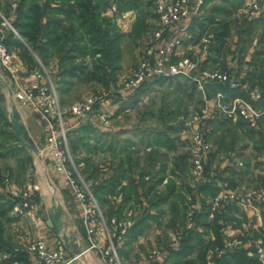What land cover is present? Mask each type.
I'll list each match as a JSON object with an SVG mask.
<instances>
[{"label":"crops","instance_id":"crops-1","mask_svg":"<svg viewBox=\"0 0 264 264\" xmlns=\"http://www.w3.org/2000/svg\"><path fill=\"white\" fill-rule=\"evenodd\" d=\"M113 1L110 0L108 2L102 15L112 18L121 32L128 31L131 28L134 17L132 15L131 17L128 16V14L130 15L128 11L116 15V12L114 13L112 10ZM213 1L215 0H203L200 9ZM223 1L226 4H228V1L230 2V0H227V2L226 0ZM223 8H215L217 11L213 12V16L223 15ZM0 9H7L11 23L15 20L16 12L15 14L11 13L6 0H0ZM198 12L200 11L192 13L181 21L183 24H188V29L195 36L201 33L206 27L205 24L208 22V18H210L208 16L200 17L201 15ZM251 17L257 18L258 14L254 13L253 15L252 13ZM199 27L203 28L198 29ZM9 31L12 30L7 28L5 36H7ZM16 37L26 46L19 34ZM251 39L250 43L246 42L245 48L238 45L237 48H229L232 54L229 55L228 52L222 62L223 65H226V68L228 66L233 68L237 78L244 83L243 87L245 90L238 91L242 96L248 98L247 90H254L256 85H261L259 86V89H261L260 99L251 100V102L256 107H264V62L257 55L258 50L264 46V35L261 39V35L258 36L254 32ZM188 44L189 41L184 40L170 55V61L174 62L185 54L189 55ZM9 50L18 61L20 71L17 75H11L0 63V122L2 123L3 121V127L1 126L0 129L11 135L9 143L12 144L8 145V143L7 145L10 147H7L5 143L0 142V160H8L9 162L6 171L2 172L4 175L3 179H8L9 186H6L3 180L0 182V196L4 199H12L15 197L13 193L16 191L22 188L31 189L35 187L38 195L37 203L33 205L36 219L20 221L19 225L22 227V231L18 235L22 234L24 236L26 234L25 238L27 240H42L49 249L55 248L57 242L63 240L69 257H72V255L67 241L75 236L79 241L81 253L70 264H105L97 251L88 249L89 237L84 230L83 205L81 201L72 192L71 188L64 183L63 176L56 171V161L53 158L55 148L52 144V129L49 122L32 107L27 106L20 111V120L28 135L36 143L38 147L37 153L23 146L17 140L14 128L8 124L10 123L9 117L12 113V106L20 98L19 88H35L40 82L34 74L38 59L48 73L56 75L59 68L58 57L54 55L44 63L34 50L29 48V57H26L23 48L13 42L10 43ZM204 58L206 57L204 56ZM237 58H239V62L236 61ZM203 61L202 59L201 69L206 66ZM169 77L183 76L171 75ZM149 82L152 81L147 83ZM74 83L76 81L73 79L70 86ZM159 84L162 85L163 83ZM211 84L206 83V87L207 85L211 86ZM195 85L197 86L196 83ZM152 86L154 84L149 87ZM112 88V83L109 82L108 90L112 91ZM137 89H119L120 91L117 92L120 94V99L118 98V100L114 101L108 99V101L102 102L97 109V114L81 123H77L76 119L71 116L66 117L69 132L82 127L87 128L86 130L89 131L102 130L104 131L103 134L109 139L103 149L105 162L104 194L114 203V209H118L120 217L136 216L133 220V226L129 227L123 245L119 248L121 259L127 261L131 255L138 258V255L141 254L140 252L137 254L135 252L141 243L143 229L148 225L149 220L147 218L149 216L154 218L160 214L159 203L172 201L171 205L176 206L177 204L173 203V199L177 198L176 200H179V205L181 206L186 196H189V208H192L194 212L204 213V208H208V221L217 216L216 223L225 228V236L222 237L225 245L227 242H232V248H242L248 251V254L258 256L254 244L261 235L260 227L263 222L262 213L264 212V200L259 194L264 191V143L247 147V149H252L254 155H250L248 151L247 153H242L244 150H241V148L233 149L232 147L223 157L219 154L221 152L218 151L221 146L217 145L206 161L207 173L212 171L214 173L213 178L205 182L197 181L191 173L190 162L188 163V158L186 157L190 153L181 151L180 145L176 143L177 141L175 142L178 138L172 133L177 128L173 125H170V129L166 132H160L159 128L145 129L141 125L117 128L114 125L115 123H108L111 115L118 116L120 111L137 105L143 94ZM62 93H59V96ZM226 94L224 96L225 100L231 97L228 96L231 93ZM109 101L112 103L109 104ZM118 104H120L119 107ZM102 110L107 111L109 114L108 119L105 121L99 118ZM210 119L216 118L212 117ZM216 120L224 121V119ZM6 122L7 124H5ZM254 132L264 137V118L260 120L259 127ZM160 137L162 142L159 139ZM75 156L74 162L76 163L84 162L86 158L89 159L88 155L83 156L80 154ZM229 157L232 160L231 162L228 160ZM22 159L25 160L23 165ZM238 162H242L243 165L239 166ZM19 167L20 170L26 171V173L23 172L25 176L20 175L21 177L23 176V180H19L20 177L17 172ZM91 168L97 169L93 165ZM29 176L32 178L27 182V177L29 178ZM204 187L214 189L216 192L214 194L205 193ZM129 188H131L130 191ZM223 189L234 191L238 199L234 197L230 201L222 202L219 211L211 216L210 201ZM145 219L147 221L144 222ZM200 221L201 223L196 226V230L210 238L213 230L210 227L202 226L204 221L202 219ZM194 227L195 223L191 221L186 225L187 229H194ZM8 231L11 232L12 236L16 234L14 233L13 235V232H15L13 228ZM94 238L99 241L104 240L103 232L98 230ZM168 252H164L155 264H162L168 256ZM144 264L147 263L144 262ZM148 264H154V262ZM260 264L262 263L260 262Z\"/></svg>","mask_w":264,"mask_h":264},{"label":"rangeland","instance_id":"rangeland-1","mask_svg":"<svg viewBox=\"0 0 264 264\" xmlns=\"http://www.w3.org/2000/svg\"><path fill=\"white\" fill-rule=\"evenodd\" d=\"M109 1L110 0H108V2ZM140 1L142 2L141 4H143L144 6L149 0H140ZM234 1L236 2L234 4L237 6V10L235 11L234 17L237 16L238 20H241L243 17H247V16L251 17L252 13L253 15L254 13L258 14V17L263 14L264 17V0H256V2L260 7L258 12H255V9H253V7L250 6L251 0H242L241 3H238V0H234ZM6 2L9 8L8 0H6ZM227 3L228 4H226L225 1L223 0H215L213 2H210L207 6L203 8L201 7V9L199 7L198 10L200 12L198 13H200L201 15L200 17H204V16L215 17L213 16V12L215 13L217 11L215 8L220 9L226 7L225 9L227 10L229 8L232 9L233 5L232 6L230 5L231 2L228 1ZM150 4H151L150 7H148L147 9H143L142 7L141 9H138L141 10L142 12L136 9L126 10L130 13V15L128 14V16L131 17L132 15L134 17L133 23L135 22L139 14L144 16L143 18L145 21V26L140 30L138 29V31L134 32L135 36L128 35V33H130V31L132 30L133 23L128 31H123V33H125V37L121 40L119 44L118 54L116 55L117 58L115 60L113 61L110 60V62L106 63L105 61L108 60H105L106 58L104 59V54L103 51L101 50L96 51L93 56L87 54L85 57L76 58L77 63L80 62L86 63L87 69H92L94 67L93 66L94 63L101 64L105 62V64L103 65L104 66L103 69H105L106 72L104 74V70L101 69L100 73H103L104 79L112 83V87L114 88V90L112 88V91H109L108 86H106L107 84L101 81L100 82L96 80L81 81L80 77L73 78L76 81V83H74L72 86L68 85L67 86L68 88L64 89L60 97H59L60 92H58L60 109L62 111V120L64 122L65 127L68 128V125L66 123L67 116H71L75 118L77 123L79 122L81 123L84 121L75 117L70 112V107L75 103L84 102L90 98L93 99V109L95 110V112H93L94 115L97 114L98 112L97 109L102 102L104 103L108 101V99L111 101L118 100L120 94L117 91H120L119 89L123 90L126 88L125 84L132 77L134 71L138 68L141 61L145 57L147 48L154 41L155 31L161 26L159 16L156 13L155 0H151ZM112 10L114 11V13L116 12L115 13L116 15L121 14V12L120 13L118 12V4L116 0L113 1ZM0 11L3 14H7V9L6 10L0 9ZM216 18L222 19L224 18V16L222 14H219L217 17H215V19ZM209 21L210 18H208V22H206L205 20L206 22L205 25H208L210 23ZM181 24L183 23L181 22ZM207 27L208 26H206L205 29ZM201 28L203 27H199L198 29ZM205 29L201 31V33L204 31L212 32L211 29H209V27L208 29L206 30ZM261 30L262 27L259 26L258 29L254 30V32L256 33V35L260 36ZM199 35L197 36L193 35V37L189 39V44H188L190 49L189 55L191 59L195 62L196 70L191 71L190 77L184 74H177L184 76L187 79H189V81H193L197 84L193 92L185 88L181 90V87H179L178 89H174L175 88L174 84L167 85L168 83L166 82H164L166 84H162V85L159 83L154 84V86L149 87L144 92H142L143 94L141 95V98L138 100L137 105L131 106L127 110L120 111L119 113L120 115L118 116H115L113 114L111 115V117H109V119L107 118L109 120L108 123L110 124L115 123L114 125L117 128L127 127L129 125L131 127L141 125L145 129H149V128L161 129L164 127V125L167 124V125H173L177 129H179V130L175 129L172 134L175 135L176 138H178V139L175 138L176 139L175 142L177 141L176 143L180 145V150L185 151L186 153H190V155L188 154V156L186 155V157L188 158L187 159L188 163L190 162L191 173L194 175L195 178H196V174L194 170L193 157H192V149H193L192 134L193 131L199 128V126H201L202 124H203V128H207L210 130V135L208 132L207 138L209 142L213 145V147H216L217 145L221 146V148L218 151L221 152L219 154L222 157L225 154H227L228 150L231 149L232 147L233 149L241 148V150H244L242 151V153H247L248 151L250 155L252 154L254 155L252 149L251 150L247 149V147L254 146V144L264 143V137H262L259 133L254 132L256 130H254V128L251 127L247 122H245L241 117H237L235 120L227 119L223 121V120L210 119L211 117H209V115H207V113L205 112V110L211 106L215 94H217L218 92L222 93L224 96L226 94V92L221 89H218L217 91L216 90L212 91L210 89L211 87L210 85H207L206 87L204 78L206 77L207 73L213 71L223 72L227 69H233V68L229 66L228 68H226V65L225 64L223 65L222 61L227 53H225L226 52L225 48L222 49L221 52L216 51L215 48L218 46H217V42L215 41V38L205 48L204 44L202 42L200 43L199 41ZM226 41L228 43L226 47H229L230 49L232 47L237 48V45L241 46L240 43L238 42L236 33H233L230 37L226 38ZM246 42L242 44L245 47L247 44ZM228 54L231 55L232 51H230ZM204 56L206 58H204ZM101 59H104L105 61ZM202 59L204 60L203 62L206 63V66L205 68L201 69ZM236 61L239 62L240 61L239 58H237ZM47 74H49L50 80L54 83L59 79V76L57 74L56 75L52 73H47ZM194 76L200 78L201 82L198 83L196 80H194L192 78ZM212 82H217V81H211L209 83ZM239 82L241 83L240 88L234 90H239V91H241L242 89L245 90V88L243 87L244 83L240 80ZM259 86L256 85L254 87V91L261 94L260 93L261 89H259L260 88ZM250 91L251 90H247L248 96ZM237 95L239 96L241 94H230L228 96L234 97ZM108 103L110 104L112 102L109 101ZM119 105L120 104H118V107ZM160 106L161 107L163 106L164 111H170V112L169 113L164 112V114L161 115V113L158 112ZM171 111L173 114H171ZM102 113H105L106 115L109 116L107 111L102 110L100 114ZM77 129H73L71 132H69V130L66 131V152L73 160L76 157L75 155H80V154H82L83 156L88 155L87 156L89 157V159H87L88 161L79 162V163L75 162L77 171L80 173L82 177L85 176V173L92 172L93 170L91 168L92 165L93 167H97L98 171H100V173L97 174L96 182L94 180H88V181L86 180V182L89 184L88 187L91 189L92 185L94 186L98 183L97 181H103L104 179L105 162H104L103 149L108 143L109 139L107 136L103 134L104 131L102 130L79 131ZM4 143L5 145H7L9 143V139L4 141ZM8 145H12V144L9 143ZM8 145L7 147H10ZM23 161L25 160L22 159V165L24 164ZM8 165H9L8 160L7 161L0 160V171L3 177L4 175L2 172L6 171ZM17 172L19 173L18 175L20 177L19 180H23L22 177L25 176L24 173H26V171L24 172L22 169L20 170L19 167L17 169ZM20 175L23 176L21 177ZM31 178H32L31 176H29V178L27 177V182ZM196 180L198 181L197 178ZM23 189L26 188H22L20 190ZM30 190L34 194L33 205H35L38 200L37 189H35V187H32ZM188 197L189 196H186L185 201H183V204H181V206L179 205L180 203L179 200H176L177 198L173 199L174 200L173 203L177 204L176 206L171 205L172 201L159 203L160 214L154 218L149 216L147 218L149 220L148 225L143 229L144 232L141 237L142 238L141 243L139 244L138 249L135 252L136 254L138 252H140L141 254L138 255V258L134 255H131L127 261L121 259L122 264H144V262H146L147 264L150 262L151 263L154 262L155 264L164 252H168L169 249H176L179 247L181 238L178 240L177 244H174L175 237L177 233L180 234L181 237H183L184 234L183 226L187 225L191 221V217L193 216V210L192 208H189L190 198ZM13 199L14 200L11 201H13V205H14L16 203L15 202L16 199L15 198ZM184 204H186L185 209L183 207ZM13 208L14 207H12V210L10 211L9 214V217L11 218L8 219L6 222H3V229L0 234L1 235L0 238L3 241V244L0 247V262L4 261V259L13 257L15 255H21L24 258V260L27 262H23L22 260L21 261L15 260L13 264H29L28 263L29 253L27 250V246H28V242H30L31 240H27V238H25L26 234H24L23 236L22 234L18 235V233L22 231L21 230L22 227L19 225L21 223L20 221L23 220L31 221V218L29 216H25L22 219L15 217ZM131 208H132V203H131ZM100 209L102 211L103 217L107 219V216L105 214V210L107 209V207L103 206L100 207ZM177 210L178 212L176 213ZM177 214L179 215L176 216ZM112 217L117 219L118 223L130 222V227L133 226L134 223L133 220L134 218H136V216H132V215L126 217L113 215ZM129 218L132 219V221H130ZM145 221L147 220L145 219L144 222ZM12 228L13 231H15L13 232V235L14 233H16L14 236H12L11 232L8 231L9 229L11 230ZM84 230L86 231V229ZM98 230H100L99 227H97V231ZM220 231L222 235L225 236V228L221 226ZM203 236L206 241H208L209 239L215 240L214 232H212L210 238H208L207 235H203ZM124 239L125 237L122 238L121 245H123ZM102 241L103 242L106 241L105 238ZM225 249L226 250L232 249V246L226 247V245L224 244L222 248H218V246H215L214 248H209L205 254V260L207 261L206 264H214V258H219L221 256L220 252L225 251ZM153 250H158L161 252L157 256H152ZM260 256L261 255H258L257 257L259 261L262 264H264L263 258ZM193 258H197V253L194 254ZM162 264H168V263L163 262Z\"/></svg>","mask_w":264,"mask_h":264},{"label":"built area","instance_id":"built-area-1","mask_svg":"<svg viewBox=\"0 0 264 264\" xmlns=\"http://www.w3.org/2000/svg\"><path fill=\"white\" fill-rule=\"evenodd\" d=\"M20 0H8L9 9L15 14ZM203 0H155L156 13L159 16L161 26L154 33V41L147 48L145 57L138 68L134 71L132 77L125 84L126 88H138L141 84L151 81L156 77L184 74L190 77L191 71L196 70L195 62L190 55L178 58L176 61H170V55L180 46L184 40L191 39L193 34L188 29V24H181L189 15L198 11ZM250 6L258 12L260 9L256 0H251ZM0 63L12 74L17 75L20 71L18 61L5 43L7 28L14 34L18 32L13 27L8 14L0 11ZM214 39L210 31H204L199 35V41L205 48ZM42 62L38 59L37 66L34 68V74L40 81L35 88H19L20 98L15 102L18 110H23L27 106H32L38 111L50 124L52 129L51 139L55 150L53 158L56 161V171L63 176L64 183L69 186L76 197L83 205V222L89 237L88 249H95L105 264H122L119 248L122 238L130 227V222L118 223L117 219H105L94 195L88 187L86 179L77 171L74 160L66 152V131L62 120V111L56 85L49 78ZM198 83L201 79L197 76L192 77ZM217 81L227 85L229 88L238 89L241 86L233 69H227L223 72L213 71L207 73L204 78L205 83ZM261 94L251 90L249 96L237 95L225 100L220 92L215 94L211 106L205 112L209 117L224 120H235L241 117L255 130L258 129L260 120L264 118V107H256L251 100L260 99ZM70 112L80 120L86 121L93 116V99H87L84 102L75 103L70 107ZM102 121L108 118V115L102 113L99 115ZM207 119V116H206ZM209 129L203 128V124L195 129L192 134V157L196 178L198 181H210L214 173H207L206 161L212 154L214 147L209 142L207 135ZM229 162L231 158L229 157ZM242 166V162L237 163ZM3 183L9 186L8 179H3ZM260 197L264 200V191H261ZM16 203L13 205L15 217L22 219L29 216L31 220L36 219L33 209L34 194L26 188L13 193ZM236 197L234 191L223 189L217 193L210 201L211 216L218 212L221 203L230 201ZM237 198V197H236ZM13 199V198H12ZM238 199V198H237ZM14 200V199H13ZM241 201V199H240ZM261 235L255 241V248L258 255L264 261V212L262 213ZM97 227L104 233L106 241H99L94 238ZM181 235L177 233L175 243ZM232 242H227L226 247H231ZM27 250L29 253V264H70L76 257L67 255L66 246L63 240L58 241L56 247L49 249L42 240H31L28 242ZM161 251L153 250L152 256L159 255ZM221 255L224 251L220 252ZM6 257V256H4Z\"/></svg>","mask_w":264,"mask_h":264},{"label":"trees","instance_id":"trees-1","mask_svg":"<svg viewBox=\"0 0 264 264\" xmlns=\"http://www.w3.org/2000/svg\"><path fill=\"white\" fill-rule=\"evenodd\" d=\"M116 2L118 4L119 13L130 9L138 10L141 9V7L147 9L151 5V0L144 6L141 4L142 2L140 0H116ZM230 2V5H233L232 9H222L224 18L216 20L213 19L214 17H210V23L206 25L214 34L218 46L215 49L218 52H221L224 48L226 51L225 53L230 52L229 47H226L228 44L226 38L230 37L233 33H236L238 42L241 46H244L242 44L246 41H248V43L251 42L252 34L259 26L262 27L261 39L264 35L263 14L257 18L247 16L238 20L237 16L234 17L235 11L237 10V6L234 4L236 2L234 0ZM241 2L242 0H238V3ZM107 4L108 0H20L16 10V18L12 21V24L18 34L23 38L26 46L23 45V42L17 38L12 31H9L5 37V43L8 48L12 42L20 45L26 57H29L28 49L31 48L39 55L44 63L47 62V59L51 56L57 55L59 61L57 75L59 79L55 82V85L57 91L59 90L60 93H62L64 89H67L72 79L76 77H80L81 81H101L108 86L109 81L103 78V73H100V70L104 68L103 65L105 62L108 63L110 60L113 61L117 58L116 55L118 54L119 44L125 37V33L119 30L112 18L102 15ZM143 17L144 16L141 14L137 16L133 23L132 30L128 35L135 36L134 32L145 26ZM208 27L206 29H208ZM98 50L103 51L104 59L106 58L105 60L108 61L101 59L105 62L101 64L94 63L92 69H87L86 63L76 62L77 57H85L87 54L93 56ZM257 55H259L264 62V46L262 49L258 50ZM103 70L105 74L106 71L105 69ZM151 81L152 82L149 83H143L137 90L144 92L149 86L155 83H168L167 85L174 84V89L181 87V90L185 88L189 89L191 92L196 88L195 83L189 81V79L184 76L156 77ZM210 89L212 91L221 89L226 93L239 94V90L234 91L228 88L227 85L219 82H212ZM158 112L163 115L164 112L169 113L170 111H164L163 106H160ZM171 114H173L172 111ZM2 123L0 122V127H3ZM5 124H7V122ZM8 124L12 126L11 123ZM86 129L82 127L77 130L89 131ZM169 129L170 125L166 124L163 128H159V131L166 132ZM5 133L3 129H0L1 143H4V141L11 137L9 133ZM159 139L161 141V137ZM85 161H88L87 158ZM99 173L100 171H98V169H93L92 172L85 173L84 178L96 182L97 174ZM2 180L3 176L0 173V182ZM97 182L96 185L91 186V189L100 207H107L105 210L107 218L111 219L113 215L119 216L118 209H114V203L104 194V180ZM131 188H129V191ZM203 190L205 193L210 194L216 192L209 187H204ZM11 200L13 199H4L0 196V234L3 229V222L10 219L9 212L13 206V201ZM183 207L185 208L186 204H184ZM203 212L204 213H197L193 211L191 222L195 223L194 229H187L186 225L183 226L184 234L183 237H181L179 247L177 249H169L168 256L164 260V263L206 264L205 254L207 250L215 246H218V248L224 246V241L222 239L223 235L220 231L222 225L216 223L217 216L211 221H208L209 209L204 208ZM200 219L204 221L202 222V226L210 227L213 230L215 240L209 239L206 241L203 234L196 230V226L201 223ZM128 230L124 237L128 234ZM2 244L3 241L0 238V247ZM196 253L197 258H193ZM15 260L27 262L21 255H15L4 259V261L0 263L13 264ZM214 264H260V261L257 255H249L248 251L242 248H232L229 250L225 249L224 253L219 258H214Z\"/></svg>","mask_w":264,"mask_h":264},{"label":"water","instance_id":"water-1","mask_svg":"<svg viewBox=\"0 0 264 264\" xmlns=\"http://www.w3.org/2000/svg\"><path fill=\"white\" fill-rule=\"evenodd\" d=\"M20 111L16 107L15 104L12 106V113L9 117L10 123L12 124L15 132V136L17 140L28 149L32 150L33 152H38V147L36 143L32 140V138L28 135L23 123L20 120ZM68 248L72 257H78L81 253V247L79 245L78 239L74 236L73 238H69L68 241Z\"/></svg>","mask_w":264,"mask_h":264}]
</instances>
